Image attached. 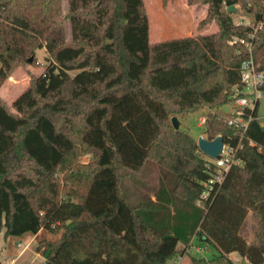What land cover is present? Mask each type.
Returning a JSON list of instances; mask_svg holds the SVG:
<instances>
[{
    "label": "trees",
    "instance_id": "obj_1",
    "mask_svg": "<svg viewBox=\"0 0 264 264\" xmlns=\"http://www.w3.org/2000/svg\"><path fill=\"white\" fill-rule=\"evenodd\" d=\"M189 1L206 3L200 25L214 19L218 28L151 42L144 0H67L66 11L63 0H0V87L37 64L39 49L46 60L11 104L0 95V228L60 233L45 264H166L178 255L264 263L259 104L245 130L228 126L222 108L233 103L249 46L264 69V0ZM240 11L247 21L234 20ZM201 109V135L242 142V164L198 204L218 169L171 117ZM103 225L104 255L75 256V233ZM205 244L218 255L188 250Z\"/></svg>",
    "mask_w": 264,
    "mask_h": 264
},
{
    "label": "rangeland",
    "instance_id": "obj_2",
    "mask_svg": "<svg viewBox=\"0 0 264 264\" xmlns=\"http://www.w3.org/2000/svg\"><path fill=\"white\" fill-rule=\"evenodd\" d=\"M144 2L145 9L149 18L151 42L190 35L193 33L211 32L218 28V24L214 19L206 24L200 25V22L207 16L208 5L206 3L190 2L189 0H144ZM63 10H67V0H63ZM242 19H245V21H247V16L244 15V13L241 11L234 16V20L236 22H239ZM66 26L69 30L68 22ZM37 57V64H29L24 67L20 66L16 68L11 76H9L8 79L0 87V95L5 98L9 104H11L13 100L27 87L30 81L31 74L37 75L44 69L46 61L44 49H39L37 51ZM13 77L18 80V83H14L11 81V78ZM206 111L207 109H201L195 112L186 113L181 117L180 120L177 117L179 120V126L184 127L194 136L199 138L202 133L203 126L201 118L204 117ZM258 115L262 124H264V97L260 101ZM201 154L206 157L208 156L204 153ZM140 174L141 173H136L135 176L141 177ZM128 184L131 188L134 189L135 182L132 179H128ZM82 215H84V213H82L81 216ZM248 220L249 222H251L250 217H248ZM49 233L51 232L42 229V234L40 235V237L43 239L45 234L48 235ZM82 233L83 230L78 231L76 232V236L79 237L80 235H82ZM8 239L10 240L4 239L2 229H0L1 253L4 254V245H8L10 251L16 254L18 251L16 245L18 237L11 236ZM74 242H76L75 239ZM46 243L47 240L44 239V246L46 245ZM192 254L194 256L204 257L206 260H210L218 255V251L211 245L205 244L202 245L201 249L197 250L194 248ZM231 257L237 261L240 260L235 252L231 254ZM0 258L3 261V264H8L9 260L5 257V254L0 255ZM174 263V260L168 262V264ZM181 263L192 264L188 256H186Z\"/></svg>",
    "mask_w": 264,
    "mask_h": 264
},
{
    "label": "built area",
    "instance_id": "obj_3",
    "mask_svg": "<svg viewBox=\"0 0 264 264\" xmlns=\"http://www.w3.org/2000/svg\"><path fill=\"white\" fill-rule=\"evenodd\" d=\"M239 22H242V20ZM240 41L249 45V42L244 39H240ZM249 54L250 55L242 61L241 84L234 87L235 97L233 103L229 106L228 116L225 119L228 126H236L241 130H245L248 127L251 119V114L247 112V110L250 108L253 109L257 104H260V101L264 97V69L259 68L250 46ZM201 121L203 122L202 124H204L206 118L202 117ZM241 143L242 142H239L237 146H234L224 141L221 153L218 157L212 158L207 156V158L215 164L218 172L214 173L209 181L204 182L205 187L198 204H203L204 199L210 195V190L214 186L213 183L217 180H221L223 173L228 170V168L234 164H242L241 159L237 157L239 148L242 147Z\"/></svg>",
    "mask_w": 264,
    "mask_h": 264
},
{
    "label": "crops",
    "instance_id": "obj_4",
    "mask_svg": "<svg viewBox=\"0 0 264 264\" xmlns=\"http://www.w3.org/2000/svg\"><path fill=\"white\" fill-rule=\"evenodd\" d=\"M0 229H2L4 235V228H0ZM82 230H83L82 235L78 237L76 236L75 233L73 237V244L75 246V256L82 257L85 255H89L93 258H99L102 255H104V252L108 245V234L106 227L103 225V226L85 228ZM41 234H42V230H40L37 233L28 232L18 236L4 235L5 240H10L8 238L11 236L18 237V240L16 242L18 251L16 254L10 251L8 245H4L3 252L5 254V257L9 260L8 264H45L48 243L56 241L60 233H56V234L49 233L48 235L45 234L43 239L40 237ZM44 239L47 240L45 246L43 244ZM74 239L76 242H74ZM194 248L198 250L201 249L202 246L196 245L193 246L192 248H189L188 250L193 252ZM4 254H2L0 250V255H4ZM185 257H186L185 255L175 256L174 258L167 260L166 264H168V262L172 260H174L175 262L174 264H182L181 262L184 260Z\"/></svg>",
    "mask_w": 264,
    "mask_h": 264
},
{
    "label": "water",
    "instance_id": "obj_5",
    "mask_svg": "<svg viewBox=\"0 0 264 264\" xmlns=\"http://www.w3.org/2000/svg\"><path fill=\"white\" fill-rule=\"evenodd\" d=\"M229 9L234 10V9H236V7L231 5L229 7ZM31 59H32V57L29 60H31ZM222 108L227 113L229 112V106L228 105H224ZM171 121H172V124L175 128L180 127L179 126V120H178L177 116H172ZM223 143H224V139H223L222 135H217L214 139H211V140L200 135L198 138L199 150L196 152V154H200L202 152V153H204V154H206L212 158H216L221 153ZM260 264H264V263H260Z\"/></svg>",
    "mask_w": 264,
    "mask_h": 264
}]
</instances>
